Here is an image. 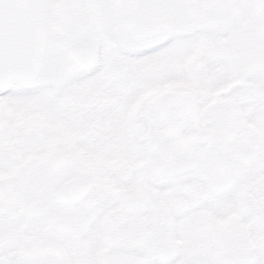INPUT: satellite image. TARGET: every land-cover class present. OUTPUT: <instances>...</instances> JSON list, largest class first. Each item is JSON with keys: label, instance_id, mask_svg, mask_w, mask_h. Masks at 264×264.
Returning a JSON list of instances; mask_svg holds the SVG:
<instances>
[{"label": "flooded vegetation", "instance_id": "flooded-vegetation-1", "mask_svg": "<svg viewBox=\"0 0 264 264\" xmlns=\"http://www.w3.org/2000/svg\"><path fill=\"white\" fill-rule=\"evenodd\" d=\"M183 1L123 9L81 0L74 9L70 0H44L45 56L34 88L16 84L21 95L0 97V264H100L105 250L148 264H242L264 239V28L253 0H188L199 2L190 9ZM120 18L129 22V49L162 33L227 35L231 75L234 54H245L247 35L253 39L245 59L252 82H242L251 95L239 105L235 95L223 104L216 93L198 105L190 134H211L209 143H192L190 153L172 149L151 110L154 79L167 86L170 72L181 73L174 58H129L77 79L98 62L95 54L83 58L84 48L105 22ZM119 71L142 81L128 97L117 90ZM203 83L199 72L195 85ZM232 86L230 79L227 92ZM216 155L229 171L226 186Z\"/></svg>", "mask_w": 264, "mask_h": 264}, {"label": "water", "instance_id": "water-1", "mask_svg": "<svg viewBox=\"0 0 264 264\" xmlns=\"http://www.w3.org/2000/svg\"><path fill=\"white\" fill-rule=\"evenodd\" d=\"M0 2L3 3V7H0V84L29 81L40 64L43 46L44 17L41 0ZM194 98L193 92L161 97L153 105V110L166 122L175 121L179 115H182L184 121H195ZM176 127L170 123L165 125L164 130L168 132ZM196 140L203 142L205 137ZM180 141L188 144L195 140L181 138ZM117 262L106 256L104 264H137L139 261L128 257Z\"/></svg>", "mask_w": 264, "mask_h": 264}, {"label": "snow or ice", "instance_id": "snow-or-ice-1", "mask_svg": "<svg viewBox=\"0 0 264 264\" xmlns=\"http://www.w3.org/2000/svg\"><path fill=\"white\" fill-rule=\"evenodd\" d=\"M158 0H110L109 7L123 9H145L157 6ZM70 8H79L82 6L81 0H70L68 5ZM0 7L3 3L0 2ZM129 29V22L125 18L113 19L105 22L96 34V39L92 42V49L97 57V64L87 73L81 74L77 79H86L94 76L109 67L115 65L120 66L129 62V58L140 61L145 57L155 56L169 49L174 43V37L160 41L159 43L146 44L145 46L135 49H129L126 41V33ZM140 69L137 67L136 73ZM116 87L125 97L140 86L142 81L139 75L119 71L116 73ZM21 90L15 83L0 84V97L12 99L21 95ZM230 196L225 193L218 201L223 203ZM242 264H264V239L258 240L254 247L248 250L246 258Z\"/></svg>", "mask_w": 264, "mask_h": 264}, {"label": "rangeland", "instance_id": "rangeland-1", "mask_svg": "<svg viewBox=\"0 0 264 264\" xmlns=\"http://www.w3.org/2000/svg\"><path fill=\"white\" fill-rule=\"evenodd\" d=\"M183 2L186 5V8H189V9L191 8V4L199 3V2H192L188 0L183 1ZM172 37L174 36L167 35V34L155 35L149 38V40L155 43L157 41H161V40L163 41V39L165 38L169 39ZM174 38H175L174 43L170 47V54H163V56H168V55L173 56L172 48L173 46H176V44L180 43V39H181V38L179 39L176 37ZM223 39L227 40V35L220 34V35L208 36L204 33H197V32L196 33H186L184 35L183 43H182L183 49L182 51H180V62L183 65L184 69H182V75H180V77L175 75V72L170 74L169 87L173 89H177V88L181 89L182 86L187 87L191 84L192 78H193L191 64L195 63L194 61H196L195 58L198 55L197 52L199 50V47L203 46L205 48L204 50L206 52H209V55L206 57L205 56L206 52L204 51V56L201 58V61L202 60L204 61L203 68H202V79L204 83H203V87L200 90L197 89L198 90L197 91L198 92L197 103L201 106L206 105V104H211L214 100V95L216 93H219V95L221 96L220 97L221 103L223 104L226 103V99H228L231 96V94H233L236 96L234 100L235 104L241 105L240 103L245 100L244 95L246 93H250L251 95L252 93L250 91L251 89L249 90L245 88L244 85L248 82L249 83L252 82L251 78H248V73L250 71L246 69L247 65H246L245 59L248 57L247 56L248 54L246 53L251 51V46H253L254 44L253 39L252 38L250 39L249 35H247L245 38L246 40L244 39L245 54H240V53L234 54V60H233V65H232V75L229 74V70L226 65V60H227L226 50H228L227 49L228 45H226V43H222ZM242 55L244 58L243 59L244 62L240 60L242 58ZM175 56L178 57V55L176 54ZM178 60H179V57H178ZM243 74L247 76H246V79L242 80ZM230 79L234 82L238 80L241 83L239 85H236L238 83H234V85L232 86V89H230L227 92L228 90L227 84L230 82ZM242 82L244 85H242ZM156 83L157 81H153V84H152V88L154 89V91L164 88L160 86L156 90L157 88ZM165 88H168V85ZM218 90H222V92H217ZM263 90L264 88H262V91ZM216 104H218L217 101H216ZM32 107L33 106L31 105V108ZM32 110L33 109H29L28 110L29 113L25 115L27 120L33 118ZM222 141L223 142L226 141V138H223ZM126 248H130L129 241H127Z\"/></svg>", "mask_w": 264, "mask_h": 264}]
</instances>
